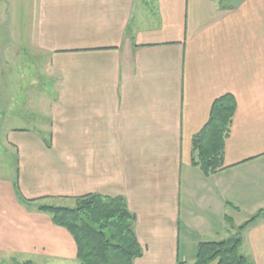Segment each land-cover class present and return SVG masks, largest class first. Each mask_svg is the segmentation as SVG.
I'll return each mask as SVG.
<instances>
[{
    "label": "crops",
    "instance_id": "obj_1",
    "mask_svg": "<svg viewBox=\"0 0 264 264\" xmlns=\"http://www.w3.org/2000/svg\"><path fill=\"white\" fill-rule=\"evenodd\" d=\"M14 46L47 64L56 96L46 126L11 129L5 261L80 264L71 234L37 207L97 194L124 197L136 216L134 264H189L201 243L234 234L264 264V0H0V50ZM227 94L224 167L207 176L193 138ZM16 181L38 200L30 209Z\"/></svg>",
    "mask_w": 264,
    "mask_h": 264
},
{
    "label": "trees",
    "instance_id": "obj_2",
    "mask_svg": "<svg viewBox=\"0 0 264 264\" xmlns=\"http://www.w3.org/2000/svg\"><path fill=\"white\" fill-rule=\"evenodd\" d=\"M236 109L237 103L232 95L218 98L207 125L193 138L192 164L207 176L224 167L225 146L231 135ZM15 190L23 203L31 205L38 201L25 199L17 181ZM37 210L49 214L54 225L71 234L77 245L80 264H134L143 256L144 251L135 233L136 216L124 197L89 194L77 198L74 208L38 204ZM261 213L247 225L259 219ZM241 248L242 240L237 234L220 242H203L194 264H254L242 254Z\"/></svg>",
    "mask_w": 264,
    "mask_h": 264
},
{
    "label": "rangeland",
    "instance_id": "obj_3",
    "mask_svg": "<svg viewBox=\"0 0 264 264\" xmlns=\"http://www.w3.org/2000/svg\"><path fill=\"white\" fill-rule=\"evenodd\" d=\"M47 69L41 58L31 57L20 47L0 50V85H3L0 87V175L16 173L17 155L10 146L13 140L11 129L31 130L39 128L43 122L45 126L48 124L51 108L47 102L53 100L56 92L50 91L51 85L45 81L51 76L46 73ZM10 104L13 106L12 116L4 120L3 105L7 109ZM45 201L39 204L64 208L76 206L73 198L54 197ZM27 209H30L28 204ZM197 253L198 250L189 264L195 263ZM12 262L5 261L4 255H0V264Z\"/></svg>",
    "mask_w": 264,
    "mask_h": 264
}]
</instances>
